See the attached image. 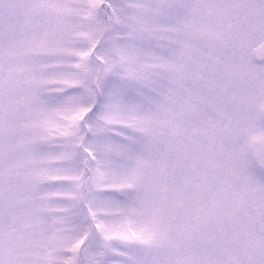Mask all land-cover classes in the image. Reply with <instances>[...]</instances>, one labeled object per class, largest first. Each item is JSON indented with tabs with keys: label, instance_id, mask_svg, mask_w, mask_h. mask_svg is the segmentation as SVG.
Wrapping results in <instances>:
<instances>
[{
	"label": "snow or ice",
	"instance_id": "6c2138e0",
	"mask_svg": "<svg viewBox=\"0 0 264 264\" xmlns=\"http://www.w3.org/2000/svg\"><path fill=\"white\" fill-rule=\"evenodd\" d=\"M0 264H264V0H0Z\"/></svg>",
	"mask_w": 264,
	"mask_h": 264
}]
</instances>
